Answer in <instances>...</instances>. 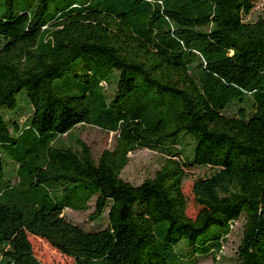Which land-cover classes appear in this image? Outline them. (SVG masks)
Wrapping results in <instances>:
<instances>
[{
  "label": "trees",
  "instance_id": "1",
  "mask_svg": "<svg viewBox=\"0 0 264 264\" xmlns=\"http://www.w3.org/2000/svg\"><path fill=\"white\" fill-rule=\"evenodd\" d=\"M253 8L0 0V264H41L29 237L74 264H196L241 219L229 264H264V15L246 22ZM78 126L113 134V148L95 160L65 144ZM142 149L165 158L133 186L120 174ZM91 201L104 229L64 218Z\"/></svg>",
  "mask_w": 264,
  "mask_h": 264
},
{
  "label": "rangeland",
  "instance_id": "2",
  "mask_svg": "<svg viewBox=\"0 0 264 264\" xmlns=\"http://www.w3.org/2000/svg\"><path fill=\"white\" fill-rule=\"evenodd\" d=\"M254 5L251 13L245 17L246 22H254L259 17L264 15V0H252ZM29 114L28 108L24 107L20 117V123H23L26 116ZM62 141L67 145H74L75 140L85 143L92 154V157L97 160L101 153L105 150H111L114 146V135L105 134L96 128L89 126H78L69 136H63ZM185 150L188 153L192 141L188 138L184 140ZM175 149H179L176 146ZM165 154L156 150L150 151L147 149L136 150L128 154V164L120 174V178L133 186L140 185L144 180L152 179L155 172L158 171L163 163ZM186 194L189 195L188 215L193 217L195 207L191 201L190 189L186 187ZM94 210V202L88 204L85 211H72L65 209L63 212L64 218L72 224L80 227L85 231H98L107 226L106 214L99 220L92 221L90 219ZM244 219L234 223L231 227L230 234L226 237L220 253L198 257L196 264H229L236 257L237 248L240 244L243 232ZM32 245L35 258L41 264H74L71 258L59 254L56 250L49 247L44 241L29 237Z\"/></svg>",
  "mask_w": 264,
  "mask_h": 264
}]
</instances>
